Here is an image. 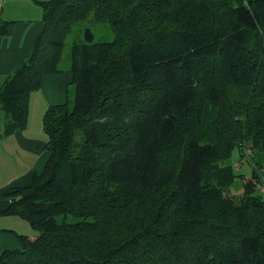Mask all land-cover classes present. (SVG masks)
Wrapping results in <instances>:
<instances>
[{
    "label": "trees",
    "instance_id": "obj_1",
    "mask_svg": "<svg viewBox=\"0 0 264 264\" xmlns=\"http://www.w3.org/2000/svg\"><path fill=\"white\" fill-rule=\"evenodd\" d=\"M41 5L0 87V135L24 127L72 24L112 39L69 48L73 97L43 112L46 161L1 211L35 234L0 264H264V0Z\"/></svg>",
    "mask_w": 264,
    "mask_h": 264
},
{
    "label": "crops",
    "instance_id": "obj_2",
    "mask_svg": "<svg viewBox=\"0 0 264 264\" xmlns=\"http://www.w3.org/2000/svg\"><path fill=\"white\" fill-rule=\"evenodd\" d=\"M47 0H2L0 7V87L7 75L30 48L43 25L41 3ZM69 70L44 73L38 88L27 97L26 122L23 128L0 135V252L20 247L18 236L35 231L15 214L2 213L13 188L29 183L33 173L43 168L48 152L42 115L50 105L66 100ZM1 125V122H0ZM1 129V127H0Z\"/></svg>",
    "mask_w": 264,
    "mask_h": 264
},
{
    "label": "rangeland",
    "instance_id": "obj_3",
    "mask_svg": "<svg viewBox=\"0 0 264 264\" xmlns=\"http://www.w3.org/2000/svg\"><path fill=\"white\" fill-rule=\"evenodd\" d=\"M83 22L72 24L69 31L64 36L63 45L61 50V56L59 62L57 63V68L60 72H64L69 68V59L68 52L71 44L80 43L83 41L82 30H83ZM90 31L93 35L94 40H110L112 39V32L108 28L106 23L103 22H95L90 25ZM74 85L72 83H68L66 87V99L71 100L73 97ZM75 139H78L75 136ZM230 163L233 165V168L236 172L241 173L244 177L249 175V167L244 160L239 162L237 150H232L230 158ZM262 177L264 178V165L262 167ZM235 189V187H234Z\"/></svg>",
    "mask_w": 264,
    "mask_h": 264
},
{
    "label": "water",
    "instance_id": "obj_4",
    "mask_svg": "<svg viewBox=\"0 0 264 264\" xmlns=\"http://www.w3.org/2000/svg\"><path fill=\"white\" fill-rule=\"evenodd\" d=\"M82 37L85 42H90L93 39V35L88 26H83Z\"/></svg>",
    "mask_w": 264,
    "mask_h": 264
},
{
    "label": "built area",
    "instance_id": "obj_5",
    "mask_svg": "<svg viewBox=\"0 0 264 264\" xmlns=\"http://www.w3.org/2000/svg\"><path fill=\"white\" fill-rule=\"evenodd\" d=\"M1 1L2 0H0V7H1ZM244 154L245 155H248L249 154V149L248 148H245ZM259 191L262 192V193H264V184L260 186Z\"/></svg>",
    "mask_w": 264,
    "mask_h": 264
}]
</instances>
